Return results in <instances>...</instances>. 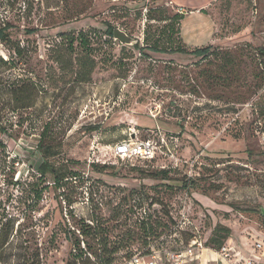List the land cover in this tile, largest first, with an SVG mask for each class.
I'll return each instance as SVG.
<instances>
[{
    "label": "rangeland",
    "instance_id": "obj_1",
    "mask_svg": "<svg viewBox=\"0 0 264 264\" xmlns=\"http://www.w3.org/2000/svg\"><path fill=\"white\" fill-rule=\"evenodd\" d=\"M175 11L168 0H0V232L13 227L0 264H66L73 242L93 240L77 226L92 215L121 264L146 251L139 225L150 213L171 223L156 250L187 247L197 229L217 255L207 242L223 225L231 260L264 264V219L242 214L264 213V0H217L208 18L187 10L181 37L210 45L205 57L151 47H171ZM116 25L138 43L116 41L107 32ZM81 34L86 47L71 42ZM83 61L94 64L87 80ZM27 85L32 107L17 109ZM133 131L165 136L178 161L116 157ZM44 159L63 181L41 177ZM183 213L191 222L175 229Z\"/></svg>",
    "mask_w": 264,
    "mask_h": 264
},
{
    "label": "trees",
    "instance_id": "obj_2",
    "mask_svg": "<svg viewBox=\"0 0 264 264\" xmlns=\"http://www.w3.org/2000/svg\"><path fill=\"white\" fill-rule=\"evenodd\" d=\"M202 12L206 13L207 10L203 9ZM185 13H180L178 11H175V14L170 17V20L173 21L171 24V35L169 39V45L171 47L168 48H161L157 43L154 46H151L153 50L155 51H161V52H180V53H192L196 56L205 57L209 52V46L205 47H191L188 46L181 37V30H180V23L183 19ZM178 22L179 29H178V38H175L174 35H176V31L174 29V24ZM113 29L114 27H109L107 32L110 36L113 37ZM7 27L0 28V40H4L7 38ZM114 38V37H113ZM75 40L80 41V46L86 47L88 46V39L84 35H79L78 37H73L71 42L73 43ZM178 42H177V41ZM177 42V43H176ZM177 44V45H176ZM259 57L264 58V48H261L259 50ZM81 66L86 67V69L82 73L81 80H87L89 79L94 64L92 61L90 63H87L86 61H83L81 63ZM33 97V90L27 85L25 87L21 86L20 89H16L15 91V107L17 109H26L32 107L30 105V99ZM2 131H6L4 127H1ZM98 128V126H94L93 129ZM46 134V131L44 130L41 134V138H44ZM48 137V136H47ZM42 140V139H41ZM43 141H40L38 144V147L41 150H44V145L42 143ZM55 145L52 143H49L46 145V150L49 152L48 154H52V150H54ZM45 152V151H44ZM157 158V157H156ZM156 158L152 160H146V161H153ZM96 171L102 172V169H96ZM38 171L41 174V177L47 176L48 173L53 174L54 177V184L60 183L64 180V177H59L56 169L54 166L50 165L49 162L44 159L40 165L38 166ZM165 172V171H163ZM78 174L73 173L71 177L77 178ZM65 178H69L66 176ZM68 181V180H67ZM191 183H188L187 181L184 183L185 186H193L192 181ZM192 184V185H191ZM184 186V185H183ZM242 214L255 220V221H261L263 222L264 219V213L257 211L252 208H246L242 210ZM102 221L98 219V217L91 216L88 220L77 223L78 230L81 232L82 235H91L93 240L92 241H84L85 248L81 246L82 241L78 238L77 241L72 243V250L70 251V254L67 258L66 264H112L114 262V256L119 252V247L116 244H112L109 241L108 235L106 233L105 228L103 227ZM140 230L144 234L145 239V247L146 251L143 254H150L154 250L153 248V240L159 239L164 233L163 232H169V227H171V223H165L160 218H156L155 221H153L152 214H146L144 218L140 220ZM12 226L10 225V222L7 221L3 224L2 230L0 232V256H2V253L5 251V248L10 244V236L12 234ZM228 227H225L223 225L217 226L214 229L213 236L209 239L207 244L209 243L212 245L213 248L219 250L221 246L224 245V239L228 236ZM159 249V248H157ZM162 249V248H161ZM172 250H180L179 249H173ZM75 250V252H74ZM131 256V255H130ZM41 255L39 253L38 258H40ZM42 258V257H41ZM42 260V259H41ZM31 264V263H29ZM32 264H35L32 263Z\"/></svg>",
    "mask_w": 264,
    "mask_h": 264
},
{
    "label": "built area",
    "instance_id": "obj_3",
    "mask_svg": "<svg viewBox=\"0 0 264 264\" xmlns=\"http://www.w3.org/2000/svg\"><path fill=\"white\" fill-rule=\"evenodd\" d=\"M178 12L183 13L181 9ZM113 153L116 157L122 160H137L146 161L156 157H167L168 159L178 161V156L173 151L165 136H160L158 140L153 138L140 139L137 132H131L130 137L122 139L114 144ZM176 222V221H175ZM190 219L183 213L182 219L176 223L175 229L182 228L190 223ZM195 235L191 243L180 250H172L167 248L154 250L146 255L143 253H133L121 264H163L162 259L169 264H207L201 261L200 254L205 249V245L199 231L196 229ZM261 247V244H258ZM231 250L226 245L221 246L218 250L221 259L226 261V264H234L231 260ZM242 264H252V261L246 260Z\"/></svg>",
    "mask_w": 264,
    "mask_h": 264
},
{
    "label": "crops",
    "instance_id": "obj_4",
    "mask_svg": "<svg viewBox=\"0 0 264 264\" xmlns=\"http://www.w3.org/2000/svg\"><path fill=\"white\" fill-rule=\"evenodd\" d=\"M169 4L176 7V9H181L183 13H186L187 10H189V13H197V14H204L207 18L211 15H209L207 12L204 13L201 10L205 9L208 11V8L213 4V2L217 0H168ZM215 31V23L211 22L209 25V33H211V37L208 40L210 43H213V34ZM195 47V46H191ZM205 250V249H204ZM202 251L200 254L201 261L204 263H213L214 261L217 262V264H226L225 260L221 259L219 254H211L206 251ZM219 255V256H218ZM232 262L234 264H237V262H234L232 259Z\"/></svg>",
    "mask_w": 264,
    "mask_h": 264
},
{
    "label": "water",
    "instance_id": "obj_5",
    "mask_svg": "<svg viewBox=\"0 0 264 264\" xmlns=\"http://www.w3.org/2000/svg\"><path fill=\"white\" fill-rule=\"evenodd\" d=\"M113 37L116 41H119L120 43L126 45H135L136 43H138V41L134 37L123 31L117 25L114 26Z\"/></svg>",
    "mask_w": 264,
    "mask_h": 264
}]
</instances>
